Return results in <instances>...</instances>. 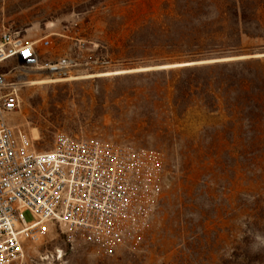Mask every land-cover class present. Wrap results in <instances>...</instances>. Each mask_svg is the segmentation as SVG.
<instances>
[{
    "label": "rangeland",
    "instance_id": "rangeland-1",
    "mask_svg": "<svg viewBox=\"0 0 264 264\" xmlns=\"http://www.w3.org/2000/svg\"><path fill=\"white\" fill-rule=\"evenodd\" d=\"M214 1L191 0L185 12L186 0H0V30L32 42L39 58V67L12 59L4 68L20 98L4 116L34 150H50L60 131L154 151L167 170L133 244L70 247L52 230L13 264H264V247H251L264 235V55L253 56L264 53V0H236L247 6L239 17ZM241 55L250 57L29 83ZM64 56L77 67L52 73Z\"/></svg>",
    "mask_w": 264,
    "mask_h": 264
},
{
    "label": "built area",
    "instance_id": "built-area-1",
    "mask_svg": "<svg viewBox=\"0 0 264 264\" xmlns=\"http://www.w3.org/2000/svg\"><path fill=\"white\" fill-rule=\"evenodd\" d=\"M39 67L32 42L0 30V264L21 261L30 244L52 230L64 244L107 252L139 240L166 187V166L154 151L57 132L53 147L37 152L5 114L20 104L18 83L5 64ZM78 61L61 57L50 71L68 76ZM32 216L27 220L25 212Z\"/></svg>",
    "mask_w": 264,
    "mask_h": 264
},
{
    "label": "bare ground",
    "instance_id": "bare-ground-1",
    "mask_svg": "<svg viewBox=\"0 0 264 264\" xmlns=\"http://www.w3.org/2000/svg\"><path fill=\"white\" fill-rule=\"evenodd\" d=\"M263 55H264V53H262V54H254L253 56L254 57H259V56H263ZM237 57L243 58V57H250V56L249 55H242V56H237ZM230 58H235V57H225L223 59L226 60V59H230ZM210 61H214V59L188 61V62L173 63V64H163V65H158V66H154V67L137 68V69H118V70H113V71L98 72V73H95V74H86V75H80V76L57 77V78H50V77L47 78L46 77V78H42V79H39V80H30L29 83L30 84H48V83H54V82L70 80V79L90 78V77H93V76L101 77V76L122 74V73L130 72V71H138V70H145V69H151V68H156V69L168 68V67H173V66H176V65H191V64H194V63H202V62H210ZM49 67H50V65L48 66V68ZM43 68H44V66H43Z\"/></svg>",
    "mask_w": 264,
    "mask_h": 264
},
{
    "label": "trees",
    "instance_id": "trees-1",
    "mask_svg": "<svg viewBox=\"0 0 264 264\" xmlns=\"http://www.w3.org/2000/svg\"><path fill=\"white\" fill-rule=\"evenodd\" d=\"M187 3L185 5V12H194V6H192V2H190L191 0H186ZM193 4H198L197 5V8H196V11L201 7V2H198V1H193ZM214 5L217 7V9L223 13V14H227V12L229 10H234V12L236 13V16L239 17V14H243L245 11H246V8L247 6L244 4V3H241L240 1H236V0H233V1H230V3H228V1H221V0H215L214 1ZM169 7L171 9V12H175L176 13V10L178 9V6L177 4L173 1L171 3H169ZM177 14H180L177 12ZM182 15L180 14V18L179 19H182L181 17ZM218 64V63H217ZM225 66H227V64H224ZM230 65V64H229ZM238 64H232V66H236ZM243 65V64H241ZM231 66V65H230ZM186 70H190V71H195L196 69H185ZM180 94H182V96H187L188 93L187 91H182L180 92Z\"/></svg>",
    "mask_w": 264,
    "mask_h": 264
},
{
    "label": "clouds",
    "instance_id": "clouds-1",
    "mask_svg": "<svg viewBox=\"0 0 264 264\" xmlns=\"http://www.w3.org/2000/svg\"><path fill=\"white\" fill-rule=\"evenodd\" d=\"M251 247L253 251H258L261 247H264V235L259 232L255 233L254 242Z\"/></svg>",
    "mask_w": 264,
    "mask_h": 264
},
{
    "label": "water",
    "instance_id": "water-1",
    "mask_svg": "<svg viewBox=\"0 0 264 264\" xmlns=\"http://www.w3.org/2000/svg\"><path fill=\"white\" fill-rule=\"evenodd\" d=\"M242 56V55H241ZM225 57H235V58H230V59H223ZM245 58H249V57H243V58H240V57H237V56H224V57H218V58H214V61H210V62H202V63H194V64H191V65H196V64H208V63H220V62H228V61H235V60H242V59H245ZM191 65H183V66H191Z\"/></svg>",
    "mask_w": 264,
    "mask_h": 264
}]
</instances>
